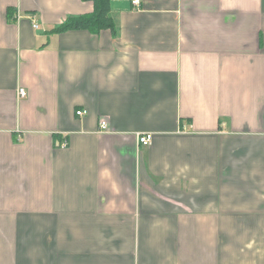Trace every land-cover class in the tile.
Masks as SVG:
<instances>
[{
	"label": "crops",
	"instance_id": "1",
	"mask_svg": "<svg viewBox=\"0 0 264 264\" xmlns=\"http://www.w3.org/2000/svg\"><path fill=\"white\" fill-rule=\"evenodd\" d=\"M92 10L0 0V264H264V0Z\"/></svg>",
	"mask_w": 264,
	"mask_h": 264
},
{
	"label": "trees",
	"instance_id": "2",
	"mask_svg": "<svg viewBox=\"0 0 264 264\" xmlns=\"http://www.w3.org/2000/svg\"><path fill=\"white\" fill-rule=\"evenodd\" d=\"M93 10L87 14L70 16L61 24L50 30L58 33L69 29H85L96 34L103 29L115 32V24L110 14V0H91Z\"/></svg>",
	"mask_w": 264,
	"mask_h": 264
},
{
	"label": "built area",
	"instance_id": "3",
	"mask_svg": "<svg viewBox=\"0 0 264 264\" xmlns=\"http://www.w3.org/2000/svg\"><path fill=\"white\" fill-rule=\"evenodd\" d=\"M131 4L135 7H138L140 5V0H131ZM32 25L34 28L38 27V24L34 20L32 22ZM25 94H26V92H25L24 88L19 87L18 88V96L23 97V96H25ZM85 113H86V110H78L76 112L77 115H82ZM100 129L101 130L107 129V122L104 119L100 120ZM151 140H152V134L150 132L138 134L137 143L139 145H148V144H150ZM57 146H60V147L67 146L66 139H62L60 142H58Z\"/></svg>",
	"mask_w": 264,
	"mask_h": 264
}]
</instances>
